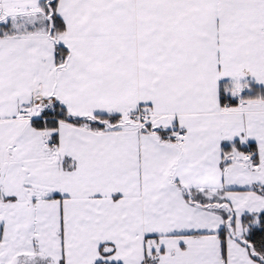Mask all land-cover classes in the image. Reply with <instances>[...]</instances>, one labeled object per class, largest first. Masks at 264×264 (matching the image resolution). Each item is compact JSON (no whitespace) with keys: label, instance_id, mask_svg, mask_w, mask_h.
I'll return each mask as SVG.
<instances>
[{"label":"crops","instance_id":"0c3cea01","mask_svg":"<svg viewBox=\"0 0 264 264\" xmlns=\"http://www.w3.org/2000/svg\"><path fill=\"white\" fill-rule=\"evenodd\" d=\"M28 1L21 20L0 0V207L19 148L55 189L30 200L11 264H263L240 237L264 211V0ZM46 96L109 116H18Z\"/></svg>","mask_w":264,"mask_h":264},{"label":"rangeland","instance_id":"374dc122","mask_svg":"<svg viewBox=\"0 0 264 264\" xmlns=\"http://www.w3.org/2000/svg\"><path fill=\"white\" fill-rule=\"evenodd\" d=\"M33 4L38 3L40 0H30ZM34 1V2H33ZM14 5H21L22 10L17 13V16L21 20L29 15V1L28 0H13ZM16 8V7H15ZM242 84H246L248 77H241ZM257 82L264 81V76L252 77ZM253 80V79H251ZM42 149L47 150V147L41 143ZM30 148L17 149V155L14 157L12 163L9 161L6 168V180L8 182L13 181V173L17 174L20 168L22 176V185L14 189H9V192L14 193L12 201L7 207H0V215L3 219H7V224L4 230L3 244L0 247V264H11V262L20 263L21 260L18 257L23 249H27L30 245L29 242V228L26 224L28 220L27 213L29 212L30 200L36 201V197L45 195L49 190L55 189V185L51 183V186L47 183H43L42 176V162L41 159H36L31 155H28ZM28 165L29 170L25 167ZM25 169V170H24ZM2 192V191H1ZM3 193V192H2ZM2 197V196H1ZM4 198V197H3ZM36 204V203H35ZM2 252V253H1ZM23 256V255H22ZM31 255H26L25 259H30Z\"/></svg>","mask_w":264,"mask_h":264},{"label":"trees","instance_id":"16d2710c","mask_svg":"<svg viewBox=\"0 0 264 264\" xmlns=\"http://www.w3.org/2000/svg\"><path fill=\"white\" fill-rule=\"evenodd\" d=\"M54 0H49V3L51 4ZM51 22L53 26L60 28L62 26L61 21L59 17L52 14ZM63 44L57 43L56 46V57L57 61L59 62L62 58V50H63ZM58 104V115L61 117H71L75 118L77 120H80L81 118H92L93 120H97V117H106L109 115L105 114H98L93 116L88 115H79V116H71L67 113V110L64 105H62L60 102H57ZM100 119V118H99ZM50 122L55 121L53 118H49ZM98 121V120H97ZM42 119H40L38 123H41ZM243 224L246 227V232L243 235V237H240L241 241L247 244L251 248V252L257 260L262 262L264 264V211L258 212L256 214H245L243 216ZM221 236V243H222V254L225 255V235L224 231L220 232ZM94 264H121L119 262H106V261H98Z\"/></svg>","mask_w":264,"mask_h":264},{"label":"built area","instance_id":"2783aa9c","mask_svg":"<svg viewBox=\"0 0 264 264\" xmlns=\"http://www.w3.org/2000/svg\"><path fill=\"white\" fill-rule=\"evenodd\" d=\"M58 110V104L53 97H36L32 106L22 108L18 116L27 119H61L63 117L58 115ZM132 117H135L137 119L138 122L136 126L138 127H142L150 121L147 112L141 108L136 111H133ZM184 134L185 132L183 129H171L170 131H168V135L173 137H179L181 140L184 139ZM247 156L251 162L254 161V157L251 151H248Z\"/></svg>","mask_w":264,"mask_h":264}]
</instances>
